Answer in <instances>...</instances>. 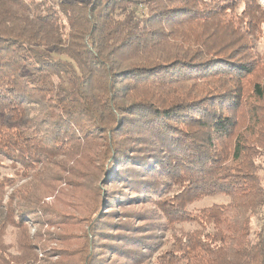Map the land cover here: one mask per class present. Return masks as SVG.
I'll list each match as a JSON object with an SVG mask.
<instances>
[{"label":"trees","instance_id":"16d2710c","mask_svg":"<svg viewBox=\"0 0 264 264\" xmlns=\"http://www.w3.org/2000/svg\"><path fill=\"white\" fill-rule=\"evenodd\" d=\"M263 24L257 0H0V154L24 178L82 146L103 162V215L156 209L134 214L144 235L96 217L99 255L264 264ZM5 179L0 239L37 217L30 199L3 203ZM214 195L227 201L198 206ZM21 260L0 245V264H35Z\"/></svg>","mask_w":264,"mask_h":264},{"label":"rangeland","instance_id":"374dc122","mask_svg":"<svg viewBox=\"0 0 264 264\" xmlns=\"http://www.w3.org/2000/svg\"><path fill=\"white\" fill-rule=\"evenodd\" d=\"M257 1L260 9H264V0ZM261 28L262 32L257 33L255 49L263 54L264 24ZM261 78H264V74L260 73L256 79L261 80ZM83 149L84 147L80 146V149L70 148L71 152L62 156L54 154L53 160L37 163L24 178L15 171L11 162L0 154V179L7 177L4 180L7 186L3 203L9 202L14 206L18 203L22 204L25 200L27 203V199H30L36 202L35 204L28 202V204L37 208L38 217L33 218L30 212L25 225L18 228L7 225L4 228L0 245L8 255V259L16 262L18 259L22 261L21 259L28 258L35 264H88L93 252L94 259L104 257L107 263L113 261L120 264H155L153 257L141 263V261H133L131 257L114 256L113 253L99 255V250H107L104 247L107 241L104 237L97 236V229L93 230L92 223L98 219L96 217L100 216L103 219L114 217L113 219L119 222L137 227L145 225L146 228H133V230L126 228L123 231L144 235L155 230L151 231L148 227V218L144 217L146 220H142L143 218H137L134 214L140 212L145 213L147 217L155 218L158 214L150 203L136 201L122 206L113 204L115 216L110 213L103 215L102 213L110 206L104 204L105 195H108L106 190L108 182L103 180L106 178L101 164L103 162L99 160L96 152L88 150L85 152ZM99 150L100 148L97 151ZM121 189L123 190L121 192L129 191L124 187ZM226 201V197L214 195L207 197L198 206H209ZM185 227L190 226L185 225ZM118 228L120 231L121 226ZM124 247L138 248L125 245ZM166 247L168 248V244L156 248L153 255L165 250Z\"/></svg>","mask_w":264,"mask_h":264}]
</instances>
